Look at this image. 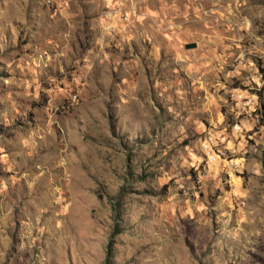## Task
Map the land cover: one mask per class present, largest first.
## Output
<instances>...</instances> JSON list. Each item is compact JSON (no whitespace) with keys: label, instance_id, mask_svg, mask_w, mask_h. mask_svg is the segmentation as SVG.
<instances>
[{"label":"rangeland","instance_id":"374dc122","mask_svg":"<svg viewBox=\"0 0 264 264\" xmlns=\"http://www.w3.org/2000/svg\"><path fill=\"white\" fill-rule=\"evenodd\" d=\"M0 264H264V0H0Z\"/></svg>","mask_w":264,"mask_h":264},{"label":"trees","instance_id":"16d2710c","mask_svg":"<svg viewBox=\"0 0 264 264\" xmlns=\"http://www.w3.org/2000/svg\"><path fill=\"white\" fill-rule=\"evenodd\" d=\"M117 230H114V232H116ZM107 256H108V248H106V262H107Z\"/></svg>","mask_w":264,"mask_h":264},{"label":"water","instance_id":"95a60500","mask_svg":"<svg viewBox=\"0 0 264 264\" xmlns=\"http://www.w3.org/2000/svg\"><path fill=\"white\" fill-rule=\"evenodd\" d=\"M191 46H193L192 43H187V44H186V47H191Z\"/></svg>","mask_w":264,"mask_h":264}]
</instances>
